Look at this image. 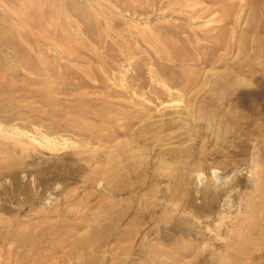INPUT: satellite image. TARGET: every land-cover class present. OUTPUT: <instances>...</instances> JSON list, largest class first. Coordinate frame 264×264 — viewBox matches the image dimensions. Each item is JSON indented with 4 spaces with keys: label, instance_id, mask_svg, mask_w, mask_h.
I'll list each match as a JSON object with an SVG mask.
<instances>
[{
    "label": "rangeland",
    "instance_id": "rangeland-1",
    "mask_svg": "<svg viewBox=\"0 0 264 264\" xmlns=\"http://www.w3.org/2000/svg\"><path fill=\"white\" fill-rule=\"evenodd\" d=\"M0 264H264V0H0Z\"/></svg>",
    "mask_w": 264,
    "mask_h": 264
},
{
    "label": "clouds",
    "instance_id": "clouds-1",
    "mask_svg": "<svg viewBox=\"0 0 264 264\" xmlns=\"http://www.w3.org/2000/svg\"><path fill=\"white\" fill-rule=\"evenodd\" d=\"M249 164L254 168L260 167L259 162L255 158L251 159ZM244 174H247L246 166L233 169L227 174L219 168L209 169L207 172L197 168L190 175L194 181L193 188L196 195H199L202 191H211L217 195L223 193V198L220 200V208L224 209L231 205L233 196L239 190L238 188H231V186L235 183L238 176Z\"/></svg>",
    "mask_w": 264,
    "mask_h": 264
},
{
    "label": "bare ground",
    "instance_id": "bare-ground-1",
    "mask_svg": "<svg viewBox=\"0 0 264 264\" xmlns=\"http://www.w3.org/2000/svg\"><path fill=\"white\" fill-rule=\"evenodd\" d=\"M197 12V10H195L193 13H196Z\"/></svg>",
    "mask_w": 264,
    "mask_h": 264
}]
</instances>
